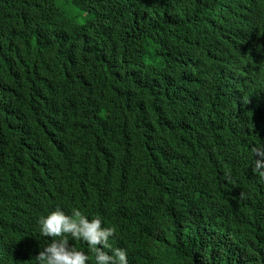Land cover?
<instances>
[{
	"label": "trees",
	"instance_id": "1",
	"mask_svg": "<svg viewBox=\"0 0 264 264\" xmlns=\"http://www.w3.org/2000/svg\"><path fill=\"white\" fill-rule=\"evenodd\" d=\"M261 142L264 0H0V264L56 208L128 264H264Z\"/></svg>",
	"mask_w": 264,
	"mask_h": 264
},
{
	"label": "clouds",
	"instance_id": "2",
	"mask_svg": "<svg viewBox=\"0 0 264 264\" xmlns=\"http://www.w3.org/2000/svg\"><path fill=\"white\" fill-rule=\"evenodd\" d=\"M255 155L253 171L264 179V143L250 148ZM100 216L89 219L79 209L71 214L56 208L39 219V231L45 237L53 238L36 256L37 264H88L89 256L69 244V235L86 242L94 254L95 264H128V253L124 248L113 247L110 238L114 227L102 226ZM105 249H110L111 254Z\"/></svg>",
	"mask_w": 264,
	"mask_h": 264
}]
</instances>
